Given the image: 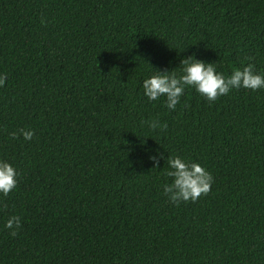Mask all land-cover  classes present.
I'll list each match as a JSON object with an SVG mask.
<instances>
[{"label": "trees", "instance_id": "16d2710c", "mask_svg": "<svg viewBox=\"0 0 264 264\" xmlns=\"http://www.w3.org/2000/svg\"><path fill=\"white\" fill-rule=\"evenodd\" d=\"M193 53L264 72V0H0V159L18 172L0 264H264V88H186L174 110L143 96L147 72ZM168 155L209 191L170 202Z\"/></svg>", "mask_w": 264, "mask_h": 264}, {"label": "clouds", "instance_id": "9594fccd", "mask_svg": "<svg viewBox=\"0 0 264 264\" xmlns=\"http://www.w3.org/2000/svg\"><path fill=\"white\" fill-rule=\"evenodd\" d=\"M247 61V62H246ZM251 57H244L239 65L233 66L228 74L217 70V65L205 62L196 57L195 53L179 60V66L170 70L149 71L141 81L143 96L148 101H156L163 97V104L169 110H174L185 93L186 88L194 89L207 101H214L218 96L226 95L232 89H251L253 91L264 88V72L257 71L251 62ZM178 69V71L173 70ZM7 79L5 73L0 72V86ZM150 130H162L167 127L157 119L147 121ZM24 140L33 137L31 128L21 127L17 131L9 133L12 137L17 134ZM156 155H150L154 165L159 151L154 150ZM164 175L171 178L170 182L163 184L162 192L173 204L181 201L195 202L201 194H206L213 181L212 174L198 161L186 159L181 155H168L167 168ZM18 172L10 161L0 159V196H7L17 184ZM21 226L18 215L9 216L4 227L9 230L11 236L17 234Z\"/></svg>", "mask_w": 264, "mask_h": 264}]
</instances>
